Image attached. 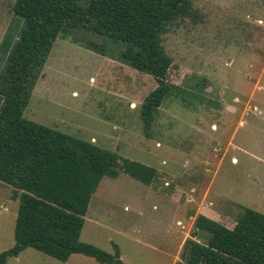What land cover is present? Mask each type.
Listing matches in <instances>:
<instances>
[{"label":"rangeland","instance_id":"1","mask_svg":"<svg viewBox=\"0 0 264 264\" xmlns=\"http://www.w3.org/2000/svg\"><path fill=\"white\" fill-rule=\"evenodd\" d=\"M15 2L0 0V71L23 23ZM191 4L163 34L178 87L149 128L141 107L156 80L123 62L122 43L104 41L103 54L78 33L58 38L24 112L158 170L153 185L105 176L92 196L81 240L109 253L118 245L125 264H186V242L206 237L194 234L198 214L233 227L244 206L264 213V0ZM19 203L0 182V252L15 245ZM6 264L102 263L28 247Z\"/></svg>","mask_w":264,"mask_h":264},{"label":"trees","instance_id":"2","mask_svg":"<svg viewBox=\"0 0 264 264\" xmlns=\"http://www.w3.org/2000/svg\"><path fill=\"white\" fill-rule=\"evenodd\" d=\"M191 9V0H16L14 11L23 23L0 71V182L14 188L20 203L16 242L0 252V264L28 247L63 262L82 254L125 264L118 245L109 253L81 240L92 196L105 176L124 172L153 185L158 170L28 119L24 112L58 38L78 33L75 42L103 54L104 41L122 43L123 62L156 80L141 107L149 128L178 87L169 80L173 58L163 34ZM194 226V234L206 237L186 242V264H264V213L244 206L233 227L198 214Z\"/></svg>","mask_w":264,"mask_h":264},{"label":"crops","instance_id":"3","mask_svg":"<svg viewBox=\"0 0 264 264\" xmlns=\"http://www.w3.org/2000/svg\"><path fill=\"white\" fill-rule=\"evenodd\" d=\"M71 256H72V255H71ZM71 256H70V257H71ZM85 256H86V255H85ZM92 258H93V257H92ZM69 259H70V258H69ZM69 259H68V260H69ZM102 264H106V263H102Z\"/></svg>","mask_w":264,"mask_h":264}]
</instances>
